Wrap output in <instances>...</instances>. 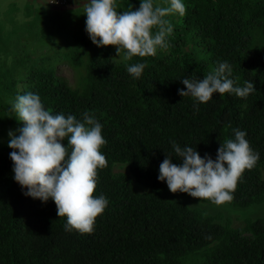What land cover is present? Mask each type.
I'll use <instances>...</instances> for the list:
<instances>
[{"label": "trees", "instance_id": "16d2710c", "mask_svg": "<svg viewBox=\"0 0 264 264\" xmlns=\"http://www.w3.org/2000/svg\"><path fill=\"white\" fill-rule=\"evenodd\" d=\"M88 2L64 13L10 4L0 14V264H264V218L234 227L221 214L168 200L167 182L158 179L166 154L182 163L173 141L215 160L221 143L240 130L260 158L220 205L264 203V0H182L185 15L166 17L173 28L168 49L127 61L115 46L91 41ZM115 2L122 12L141 0ZM225 62L234 87L254 84L248 97L215 93L205 104L179 95L187 91L182 79L202 80ZM136 63L146 65L139 79L127 71ZM61 65L73 70V85ZM27 93L53 115L82 121L88 113L102 125L107 167L97 170L94 196L108 206L91 234L66 230L53 200L25 196L14 179L9 132L18 136L24 124L10 101ZM117 165L129 173H115Z\"/></svg>", "mask_w": 264, "mask_h": 264}, {"label": "clouds", "instance_id": "9594fccd", "mask_svg": "<svg viewBox=\"0 0 264 264\" xmlns=\"http://www.w3.org/2000/svg\"><path fill=\"white\" fill-rule=\"evenodd\" d=\"M84 13L91 41L101 48L115 46L117 57L127 61L136 56H156L158 49H168L167 37L173 28L166 17H183L186 7L182 0H170L168 6H154L153 0H141L138 9L119 12L115 0H89ZM145 67L144 63H136L128 66L127 71L139 79ZM230 75V66L221 63L202 80L182 79L187 91L180 89L179 95L192 96L206 104L215 93L246 98L255 91L251 82L234 87ZM10 103L24 124L18 136L9 132L15 181L24 189L25 196L45 203L53 200L58 217L67 218L66 230L93 233L97 217L108 206L106 197L94 196L97 170L107 167L101 153L107 143L102 125L88 113H84L82 121L74 115H53L51 110H45L39 95L33 93L18 95ZM246 135L235 130V138L221 143L215 160L210 155L202 157L193 147L181 148L173 141L174 152L182 163H173V158L166 154L159 165L158 179L166 181L174 194L187 193L217 205L228 202L245 170L253 169L260 158ZM65 139L67 147L61 143Z\"/></svg>", "mask_w": 264, "mask_h": 264}, {"label": "rangeland", "instance_id": "374dc122", "mask_svg": "<svg viewBox=\"0 0 264 264\" xmlns=\"http://www.w3.org/2000/svg\"><path fill=\"white\" fill-rule=\"evenodd\" d=\"M10 4H16L21 9H25L27 6L31 8H43L40 4L33 2L32 0H0V14L6 12ZM54 11V10H53ZM62 13L65 10L60 11ZM22 14V13H21ZM21 16V15H20ZM59 73L67 79V81L73 85L74 83V72L66 65H61L59 67ZM115 173H129L127 165H117L115 167ZM139 192H147L148 190L137 186ZM162 194L171 201H178L188 205L193 209H205L211 215L221 214L224 218H228L234 227H243L247 220H255L257 218H264V203L252 206L250 208H233L228 205H217V204H207L202 203L196 199L189 196H182L178 193H172L169 189L163 190Z\"/></svg>", "mask_w": 264, "mask_h": 264}, {"label": "built area", "instance_id": "2783aa9c", "mask_svg": "<svg viewBox=\"0 0 264 264\" xmlns=\"http://www.w3.org/2000/svg\"><path fill=\"white\" fill-rule=\"evenodd\" d=\"M35 3L40 4L43 8H47L54 11L68 10L70 8L80 6L86 0H32Z\"/></svg>", "mask_w": 264, "mask_h": 264}, {"label": "crops", "instance_id": "0c3cea01", "mask_svg": "<svg viewBox=\"0 0 264 264\" xmlns=\"http://www.w3.org/2000/svg\"><path fill=\"white\" fill-rule=\"evenodd\" d=\"M23 9V8H22Z\"/></svg>", "mask_w": 264, "mask_h": 264}]
</instances>
